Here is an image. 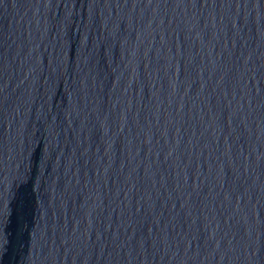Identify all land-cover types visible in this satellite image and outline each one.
<instances>
[{"label": "water", "instance_id": "95a60500", "mask_svg": "<svg viewBox=\"0 0 264 264\" xmlns=\"http://www.w3.org/2000/svg\"><path fill=\"white\" fill-rule=\"evenodd\" d=\"M0 264H264V0H0Z\"/></svg>", "mask_w": 264, "mask_h": 264}]
</instances>
